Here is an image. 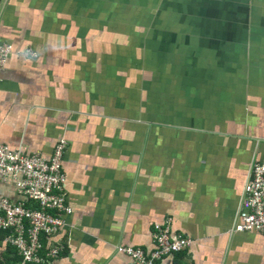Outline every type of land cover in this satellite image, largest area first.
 Returning <instances> with one entry per match:
<instances>
[{"label":"crops","instance_id":"0c3cea01","mask_svg":"<svg viewBox=\"0 0 264 264\" xmlns=\"http://www.w3.org/2000/svg\"><path fill=\"white\" fill-rule=\"evenodd\" d=\"M3 44L0 144L68 142L73 213L44 256L126 264L120 247L150 253L169 226L191 245L159 264H264V234L237 232L264 161V0H0Z\"/></svg>","mask_w":264,"mask_h":264},{"label":"built area","instance_id":"2783aa9c","mask_svg":"<svg viewBox=\"0 0 264 264\" xmlns=\"http://www.w3.org/2000/svg\"><path fill=\"white\" fill-rule=\"evenodd\" d=\"M11 44L0 45V73L14 53ZM25 58L38 57L31 49L20 53ZM1 120V113H0ZM68 142L61 139L50 158L36 152L26 154L0 144V183L10 184L16 197L0 195V239L2 249L11 246L23 259L16 264H55L65 246L59 242L43 255V239L59 236L65 228L64 216L73 209L67 203V175L63 158ZM244 209L239 213L237 232L264 234V161H254L243 193ZM156 249L146 253L138 247H120L130 256L126 264H159L164 257L185 251L191 240L174 233L169 226H157ZM1 256V254H0ZM1 261V259H0Z\"/></svg>","mask_w":264,"mask_h":264},{"label":"trees","instance_id":"16d2710c","mask_svg":"<svg viewBox=\"0 0 264 264\" xmlns=\"http://www.w3.org/2000/svg\"><path fill=\"white\" fill-rule=\"evenodd\" d=\"M6 238V234L4 232H0V239L4 241V239ZM3 244H1L0 246H2ZM7 248L9 249L10 252H14L13 249L11 246H7ZM17 253V252H15ZM18 254V253H17ZM23 259L22 256L18 255L17 257H14V258H3L1 259L0 261V264H16L17 262L21 261Z\"/></svg>","mask_w":264,"mask_h":264},{"label":"rangeland","instance_id":"374dc122","mask_svg":"<svg viewBox=\"0 0 264 264\" xmlns=\"http://www.w3.org/2000/svg\"><path fill=\"white\" fill-rule=\"evenodd\" d=\"M32 51H34V53L36 54V55H38V57H39V54H38V52H36L35 50H33V49H31ZM150 82V81H149ZM145 85V84H144ZM128 99H129V97H128Z\"/></svg>","mask_w":264,"mask_h":264}]
</instances>
